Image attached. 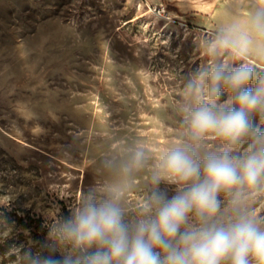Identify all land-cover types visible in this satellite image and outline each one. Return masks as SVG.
<instances>
[{"label": "rangeland", "instance_id": "374dc122", "mask_svg": "<svg viewBox=\"0 0 264 264\" xmlns=\"http://www.w3.org/2000/svg\"><path fill=\"white\" fill-rule=\"evenodd\" d=\"M261 6V0H0V206L23 219L0 210V264H31L46 250L76 264L96 248H74L61 233L87 197L114 200L131 225L154 192L171 198L180 189L163 179L153 183L169 151L189 146L201 164L221 154L227 145L212 134L191 143L186 117L202 103L236 107L223 87L219 97L209 96L203 74L214 65L247 63L253 84L264 76V34L251 25ZM221 37L246 45V52L220 47ZM252 120L264 130V118ZM249 144L230 155H243ZM218 199L215 220L226 224L233 218L229 198L221 192ZM244 201L264 220V184L246 190ZM28 216L37 221L27 224ZM198 226L190 213L181 231Z\"/></svg>", "mask_w": 264, "mask_h": 264}, {"label": "clouds", "instance_id": "9594fccd", "mask_svg": "<svg viewBox=\"0 0 264 264\" xmlns=\"http://www.w3.org/2000/svg\"><path fill=\"white\" fill-rule=\"evenodd\" d=\"M261 5L251 17V25L264 34V0ZM219 45L232 48L237 56L247 50L246 45L227 37H221ZM203 77L210 97H219L223 87L232 93L229 103L236 107L202 103L190 110L185 121L188 138L198 145L212 134L227 147L221 154L207 155L202 164L189 146L169 151L157 166L153 183L163 179L180 189L171 198L159 190L154 192L142 206V218L131 225L124 222L123 209L114 200L87 197L61 233L74 248H96L76 264H222L225 260L264 264V220L253 216L244 201L246 190L264 184V130L252 120L253 114L264 118V76L253 84V67L241 63L231 69L214 65ZM190 89L200 91L196 84ZM245 140L250 141L245 153L230 155ZM142 159L143 153L138 152L135 163L140 165ZM221 192L229 198L233 213L226 224L215 220ZM190 213L199 226L181 231ZM30 259L31 264H73L67 257L62 261Z\"/></svg>", "mask_w": 264, "mask_h": 264}, {"label": "trees", "instance_id": "16d2710c", "mask_svg": "<svg viewBox=\"0 0 264 264\" xmlns=\"http://www.w3.org/2000/svg\"><path fill=\"white\" fill-rule=\"evenodd\" d=\"M0 210L4 211L3 215L9 217L10 215H13V217L15 219H20V220H23L22 218H19L18 216H16V214H14V212H10V211H6L2 206H0ZM28 219V223L27 224H30L31 222H34V221H37L35 218H31V217H27ZM43 257L44 259H47V258H54V259H59L61 260L58 256L54 255L52 252L46 250L43 252Z\"/></svg>", "mask_w": 264, "mask_h": 264}]
</instances>
